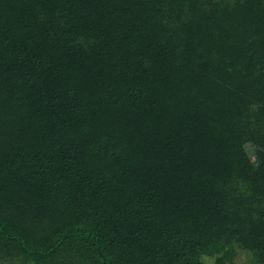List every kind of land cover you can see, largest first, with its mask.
<instances>
[{
    "label": "trees",
    "instance_id": "1",
    "mask_svg": "<svg viewBox=\"0 0 264 264\" xmlns=\"http://www.w3.org/2000/svg\"><path fill=\"white\" fill-rule=\"evenodd\" d=\"M250 105L264 118V0H0V252L264 264Z\"/></svg>",
    "mask_w": 264,
    "mask_h": 264
},
{
    "label": "rangeland",
    "instance_id": "2",
    "mask_svg": "<svg viewBox=\"0 0 264 264\" xmlns=\"http://www.w3.org/2000/svg\"><path fill=\"white\" fill-rule=\"evenodd\" d=\"M173 25H168L167 32L171 30ZM162 38L154 45V51H157L162 44ZM255 105H250L249 107L242 110V144L248 155H250L252 163L257 166L260 163V157L257 153L259 146L252 139L253 135L256 133H264V118L257 117ZM0 252V264H19L15 262H10L9 259ZM248 257V252L243 247H236V253L234 254V260L227 262L226 264H241ZM204 261L207 264H214L213 258L207 255L203 256Z\"/></svg>",
    "mask_w": 264,
    "mask_h": 264
}]
</instances>
